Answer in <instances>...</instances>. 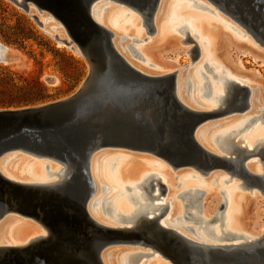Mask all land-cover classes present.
Listing matches in <instances>:
<instances>
[{"label":"bare ground","instance_id":"bare-ground-1","mask_svg":"<svg viewBox=\"0 0 264 264\" xmlns=\"http://www.w3.org/2000/svg\"><path fill=\"white\" fill-rule=\"evenodd\" d=\"M10 1H13L16 6L22 9L20 5H22L23 0ZM111 1L125 5L117 0ZM162 1L163 0H158L154 14L149 22L147 21V16L144 15V11L127 6L142 17L143 21L138 26L146 30L149 35H152L150 39L144 38V33H142L140 37H137L134 30L130 29L129 38L132 42L128 41V39L124 37H121V40L117 41L119 36L116 31H112L109 27H107L106 18L102 19L100 12L96 10L100 0H96V2H94L91 8V15L97 24L112 34L111 40L113 47L116 52L122 56L125 62L133 68V70L149 78H165L166 76L175 73V97L183 106L195 112L218 113L220 110L230 112L222 118L206 120L203 122V124L197 128L195 133L197 142L202 146V148L215 156L230 158L235 164L241 161L244 162L247 171L264 179V171L261 169V166L264 165V82L261 81V84L255 89L253 86H250V83L254 82L250 77L248 78L246 75L235 72L231 67H227V65L222 62L220 57L221 43H219L222 29L219 27L217 31H214L216 28L212 29L202 23V21L206 20L208 16H199L198 18L201 19V21L199 23L196 22L194 27L192 20H185L183 17L178 18L177 13L175 12V10L179 8L178 7L173 9L175 13L170 18L167 26H164L161 29L160 23L163 20V17H158V15L156 16V11L161 8L160 5L162 4ZM27 3L29 9L28 16L48 36L53 38L59 46L67 47L81 57L84 53L87 57H91L88 52L80 49L77 45H72L71 47L67 46V43L71 41V38L66 28L59 20H57V18L49 14L46 10H40L34 0H28ZM217 3L222 9L220 7L215 8L241 26V28L246 31V35L239 33L235 27L231 26V24L224 22L215 13L216 9L213 10L207 7L206 4L201 1H196L195 6L197 8L209 10L215 14L217 20H221L226 24V26L236 30L240 36L247 39V35H249L253 38L256 44L264 48V26L258 27L251 23L245 16L239 14L236 10H231V7L227 6L225 0H219ZM166 7L167 5H165L164 9ZM224 9H227L226 11H228L229 14H225L226 12H224ZM164 13L165 11H163V14ZM260 15L261 17H264V12H261ZM35 17L38 18L41 26L34 20ZM192 18L194 19V16ZM133 23L134 22L131 21V24ZM149 24L152 25L153 31L150 30ZM169 26L174 28L173 30L175 32H178L185 37L182 42L185 43L189 41L188 37H192V35L196 34L200 37L205 46L208 47L207 58L209 62L201 63L194 69L196 71L190 72L187 76L188 89L186 94L188 99L182 97V95L178 92L180 80V74L177 70L178 66H163V58L161 56L165 52H162L161 54L158 53L159 51H162L160 48L163 46L162 42L169 40ZM127 29H129V27H127ZM56 37L58 39H56ZM125 40L127 42L123 43ZM194 43L198 48V55L195 59H193V62L197 58L203 60L204 51L202 50V46L196 42ZM239 47L241 48L240 52L244 56L250 54L254 55V53H256L247 44H241ZM193 48L187 52V54L191 55V57ZM0 54L4 59L3 62L0 63H4L5 65H12L18 59L16 54L10 48L1 43ZM254 57L257 59L256 55H254ZM134 59L144 63L146 66L138 65L135 63ZM93 66H96V63L88 65L89 74ZM187 68H194L193 63L185 66L183 70ZM161 70L166 72L162 73ZM170 71L174 72L167 73ZM193 74L196 75V78ZM46 81L49 84H54L56 79L46 78ZM245 88L247 91H245ZM195 93L198 94V98L200 100L197 101ZM114 101L110 100L103 105L104 116L116 114ZM116 102L118 103L119 101L117 100ZM208 105H212L214 108L207 111L208 108L206 106ZM140 106L141 107L139 108H141L143 114L150 119V117H152L151 110H153V106L150 103H147L146 105L144 103H140ZM135 110H137V108H128L127 111L134 113ZM247 112L248 115H245ZM235 114H242L244 117L238 119L236 123L230 124L229 127L227 125V128L223 129L224 131L217 134L213 139L214 144L219 148V150L225 153V155H221L219 153L220 151L217 153L214 151L215 149H212L205 143L204 139L206 134L204 132H202L201 137L199 136V129L209 122L224 120ZM246 134L248 137H251L253 143H247L244 146H240L239 141L242 138H239V136ZM115 149L129 151L132 153L149 154L158 157L153 152L148 150L132 149L121 145L107 146L92 156L89 171L95 184L96 191L87 205L89 215L95 222L104 227L128 230L129 233H126L125 235L117 234L118 237H126L127 239L137 241L133 246L131 244H118L107 247L101 254V261L103 264H116V261L121 258L120 256H123L121 258V264H148V260L142 261L145 257H139V253L152 252L151 250H153L154 247L152 244H149V241H152L154 246H158L159 244L156 243H158L160 237L157 235L155 229L147 226V218H159L160 223L167 229L176 231L183 237L193 242L206 245L208 248L213 249V251H215L214 253L218 256L233 258V261L236 264L237 262L242 264H264V259L262 257L264 254L260 251L261 248H264V223L262 225H260V223L257 224L255 219L250 220L247 217L246 208L250 203V197L248 198V196H246L241 197L240 199V196H238L237 193L232 196L229 193L230 191L228 192L226 189L227 187L223 185V189L221 190L223 199L220 203V208L217 209V212H214L215 210L212 209V195L214 192L205 191L200 187L192 186L191 184H188L186 188H183L184 185L181 184L179 189H183L177 191V186L173 183L174 176L167 168H165V172L163 174L168 177L170 183L166 181L163 174L156 172L145 173L146 171L142 173V170H144L143 168H140L138 165L131 164L129 161H124L119 164L120 169L114 167L110 173L116 177L115 186H118L121 190L119 196L124 198L128 197L133 207L132 211L129 212L125 209V203L122 204V207H117L116 199H112V195L111 197L106 195L109 192H112V187L114 188V186L110 185V188V186L105 184V182H102L103 184L101 185L97 179H95L94 175V167L95 169L97 168V172L99 171V167H101V163L98 162V160H100V157L102 156L97 158V160L96 155L101 151ZM20 155L27 156L28 158L42 159V161L47 159L45 158L46 156L39 158L38 156L28 154V152L21 149L9 150L0 156V174L5 179L9 180L12 185L15 184L21 186V189L18 190V192L6 190V193L2 197L4 198V203L9 201L12 195L13 202L18 201L22 207H25V209L28 207L36 212H39L38 215H32L29 213L23 214L17 211H9L0 216V250L10 248L18 249L17 252L7 255L4 254V252H0V261L5 256L4 258L7 261H11L10 263H15L14 260L24 261L29 259V255L30 253L32 254L33 251L31 247L34 246V244H37L42 240H47L51 237H55V230L53 227L48 225L43 218L44 212L48 208V205H45V203L51 195H62L63 187L72 182V175L77 170L76 166L62 164L58 160L54 161L52 158H48L52 160H49L51 164H46V167L48 168L47 174L42 172L41 167L39 166L42 163L39 162V164L35 163V165L29 170L31 177H27L26 175H23L22 177L20 176L21 168L17 165L18 162H23V158H20ZM124 158L132 157L125 156ZM250 158L256 159V161L252 162L251 165H249ZM160 159L164 160L163 158ZM11 160L12 164L16 160L17 167H15L16 165L14 164V167L12 164L9 165ZM164 161L167 162L174 170L189 168L198 173L201 177H208L217 171H223L229 176L228 172L221 168H217L207 174H203L197 166L174 167L172 162L167 160ZM235 172L236 168H234V173H232V181L233 179H238L245 182V185L249 186L251 190H253V195H257L255 190H258V193L261 196H264V183L260 186L250 185L247 179L239 176L240 174H236ZM180 175L182 174H179V176ZM186 176L198 179L201 184H209L207 182H202V180L194 174H186ZM213 178L214 177H212V179ZM227 179V177L222 178V183L227 184ZM127 180L134 183H128V185L127 182L129 181ZM122 183L127 185H123ZM212 183L214 186L219 185V183L215 180ZM160 184L165 186L164 193ZM100 187L103 189L102 194L99 193ZM98 193L100 196L102 195L100 198ZM97 196L98 199L96 201ZM164 205H167V207H164ZM222 205L225 206L222 207ZM224 208L225 210L222 212L221 209ZM128 247L135 248L137 250L132 249L129 250V252L120 255L122 252L121 250ZM160 249H164V245L163 248L160 246ZM117 251L120 252L116 253ZM205 252L207 253H205V256L202 258H200L197 253L194 257L202 259L208 264H213V254L209 251ZM152 257L154 260L151 264H184L172 255V260L164 258L160 251H157L155 254L150 256V258Z\"/></svg>","mask_w":264,"mask_h":264},{"label":"water","instance_id":"water-1","mask_svg":"<svg viewBox=\"0 0 264 264\" xmlns=\"http://www.w3.org/2000/svg\"><path fill=\"white\" fill-rule=\"evenodd\" d=\"M117 1L144 11L148 22L158 3V0ZM208 1L216 8L220 7L219 0ZM225 1L231 10H236L254 25L264 26V17L260 15L264 12V0ZM27 2L23 0L20 6L29 15ZM34 2L40 10H46L63 24L71 38L67 46L77 45L88 52L91 57L84 53L82 58L88 65L96 63V66L92 67L80 89L64 100L0 110V156L9 150L21 149L39 158L46 156L45 160H58L77 167L72 182L63 187L62 195H51L45 203L48 208L43 218L55 230V237L34 244L29 259L10 263L4 256L0 264H103L101 254L107 247L118 244L133 246L137 242L118 237L117 234L125 235L128 230L104 227L95 222L87 210L88 202L96 191L89 171L90 160L95 153L110 145L148 150L172 162L174 167L197 166L203 174L221 168L229 174L226 182L232 181L236 168L235 173L247 179L250 185L264 183V179L247 171L244 162L235 164L230 158L215 156L202 148L195 138L196 130L203 122L222 118L230 112L192 111L175 97V73L165 78H149L133 70L113 47L112 34L92 18L91 8L96 0ZM226 10L225 14H229ZM34 20L40 24L37 17ZM149 28L153 31L151 24ZM188 39L194 42L192 37ZM197 55L195 46L192 58ZM3 60L0 54V62ZM110 100L119 101H114L116 114L104 116L103 105ZM140 103L153 106L150 119L139 108ZM128 108L137 110L130 113ZM160 186L164 193L165 186ZM239 187L251 190L242 181ZM20 189L21 186L12 185L0 174V216L9 211L39 214L28 207L25 209L18 201L13 202L12 195L4 203L2 197L6 190L18 192ZM146 224L160 237L156 243L159 247L149 241L154 247L152 252L139 253V257H149L160 251L164 258L172 260V255L184 264H208L194 255L197 253L202 258L207 253L205 251H209L213 254V264H236L233 258L218 256L206 245L167 229L159 218H147ZM163 245L164 249H160ZM17 251V248L0 250L6 255ZM260 251L264 254V248Z\"/></svg>","mask_w":264,"mask_h":264},{"label":"rangeland","instance_id":"rangeland-1","mask_svg":"<svg viewBox=\"0 0 264 264\" xmlns=\"http://www.w3.org/2000/svg\"><path fill=\"white\" fill-rule=\"evenodd\" d=\"M196 1L203 2L207 7L213 10L216 9L215 6L210 4L207 0H163L162 4L160 5L161 8L159 7L160 9H157L156 11V16L158 15V17H163V20L160 23L161 29L164 26H167L170 18L175 12L177 13L178 18L183 17L185 20H192L194 27L196 22L199 23L201 21V19L198 18L199 16H208V18H205L206 20L202 21V23L206 24L212 29L216 28L214 31H217L219 27L222 29L219 38V43H221L220 57L222 62L225 63L227 67H231L235 72L246 75L248 78L250 77L251 80L254 81L253 83H250V86H253L255 89L258 88V86L261 84V81L264 82V48L256 44L251 36L247 35V39L243 36H240L239 33L246 35V31L228 16L224 15L217 9L215 10V13L224 22L231 24V26L235 27L239 33H237L236 30L226 26V24L221 20H217L215 14L209 10L197 8L195 6ZM165 5H167V7L164 9ZM173 9H176L175 12ZM96 10L100 12L102 19L106 18L107 27H109L112 31H116L117 35L119 36L117 41L121 40V37H124L127 38L128 41L132 42V40L129 38L130 29L134 30L137 37H140L142 33L145 35L144 38L150 39L152 37V35H149L146 32V30L138 26L143 21L142 17L137 12L125 5L115 3L111 0H100ZM163 11H165L164 14ZM193 16L194 19L192 18ZM131 21L134 23L131 24ZM127 27H129V29H127ZM173 29L174 28L169 26V40L162 42L163 46L160 47L162 51H159L158 53L161 54L162 52H165L161 56L163 58V66H178L177 70L180 74L178 92L182 95V97L188 99L186 94L188 89L187 76L190 72L196 71L194 69L201 63L209 62L207 58L208 47L205 46L199 36L196 34L192 35L194 42L200 44V46L203 48L202 50L204 51V59L202 60L197 58L193 62V58L191 55L187 54V52L195 46V43L190 41L185 43L182 42L185 37H183L178 32H175ZM126 42L127 41L125 40L123 43ZM0 43L10 48L18 58L17 61L12 65L0 63V110L22 109L66 99L73 95L80 88L88 75V64L80 55L67 47L59 46L53 38L48 36L39 26H37V24L28 16V14H26L10 0H0ZM241 44H247L252 50L258 53H254V55L257 56V59L252 54L245 56L242 55L240 52L241 48L239 47ZM134 61L138 65H145L144 63L135 59ZM190 63H193L194 68H187L183 70V68ZM146 69L154 70L151 68ZM165 72L166 71H162V73ZM171 72L174 71L167 73ZM193 76L196 78L195 74H193ZM46 78H55L56 82L54 84H49L46 81ZM35 82H40L43 85V91L36 86ZM195 98L197 101L200 100L198 98V94L196 93ZM206 107L208 108L207 111L214 108L212 105H208ZM245 115H248V112ZM242 117H244V115L235 114L224 120L209 122L199 129V136L201 137L202 132H204L206 134L204 139L205 143L212 149H215L214 151L217 153L220 151L219 153L221 155H225V153L219 150V148L214 144L213 139L217 134L224 131L223 129L227 128V125L229 127L230 124L236 123L237 120ZM239 138H242L239 141L240 146H244L247 143H253V140L251 137H248L247 134L240 135ZM123 156L132 158H124ZM21 157L23 158L22 163L18 162L17 164L16 160L13 163L14 165L17 164L20 166V176L23 177V175H26L27 177H31L29 170L35 165V163L39 164V162L42 163L39 165L42 172L47 174L48 168L46 167V164H51L49 160L42 161V159L28 158L24 155H20V158ZM99 157L104 160H98L97 158ZM96 159L101 163V167H99L98 172L97 168L95 169L94 167L95 179H97L101 185L103 184L102 182H105V184H108L109 186H114V188L112 187V192L108 193L110 196L108 194L106 195L108 197H111L112 195V199H116L117 207H122V204L125 203V209L128 212L132 211L133 205L130 203L128 197L124 198L119 196L121 190L118 188V186H115L116 177L110 173L114 167L118 169L120 167L119 164L124 161H129L131 164L140 166V168L144 169L142 170V173L146 171L145 173L156 172L163 174L165 172V168H167L168 171L174 176L173 183H175V186H177V191H180L184 187L186 188L188 184H191L192 186L200 187L205 191L214 192L212 195V209L215 210L214 212H217V209L220 208V203L223 199V195L221 193L223 186L227 187L226 189L228 192L230 191L229 193L232 196L236 193L238 196H240V199L241 197L248 196V198L250 197V203L246 208L247 217L250 220L255 219L257 224L260 223V225H262L264 223V196H261L258 193V190H255L257 195H253V190L249 191L238 187V184H241V181L238 179H233L232 182L223 184L222 178L229 177L223 171L214 172L208 177H201L198 173L189 168L174 170L167 162L158 157L149 154L132 153L117 149L101 151L96 155ZM254 161H256V159L250 158L249 165H251ZM11 164L12 160L9 165ZM13 164L12 166L14 167ZM17 165L15 167H17ZM261 169L264 171V165L261 166ZM179 174L182 175L179 176ZM186 174H194L200 178L202 182H207L209 184H201L198 179L187 177ZM164 177L166 181L170 183L168 177L165 175ZM212 177L214 178L212 179ZM214 180L217 181L219 185L214 186L212 183ZM127 181H129L127 184L134 183L130 180ZM124 183L122 184L127 185ZM181 184L184 186L183 188L179 189ZM102 190L103 189L100 187V194H102ZM99 193L98 196L100 198L102 195L100 196ZM224 210L225 208L221 209L222 212ZM128 248H123L124 250H121L122 252L120 255H123L132 249L137 250L131 247ZM119 252L120 251H117L116 253ZM120 257L122 258L123 256ZM121 258L116 261V264H121ZM145 258L142 261L148 260V264H151V262L154 260V258H150V256Z\"/></svg>","mask_w":264,"mask_h":264},{"label":"trees","instance_id":"trees-1","mask_svg":"<svg viewBox=\"0 0 264 264\" xmlns=\"http://www.w3.org/2000/svg\"><path fill=\"white\" fill-rule=\"evenodd\" d=\"M36 86L43 91L44 87L40 82H35Z\"/></svg>","mask_w":264,"mask_h":264}]
</instances>
